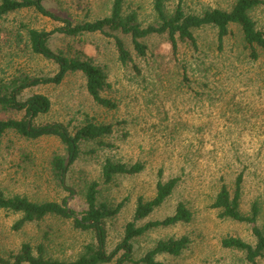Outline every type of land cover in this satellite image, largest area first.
<instances>
[{
  "label": "rangeland",
  "instance_id": "rangeland-1",
  "mask_svg": "<svg viewBox=\"0 0 264 264\" xmlns=\"http://www.w3.org/2000/svg\"><path fill=\"white\" fill-rule=\"evenodd\" d=\"M126 13L137 12L143 25L155 22L152 0H124ZM114 0H44L45 7L64 21L74 25L110 16ZM177 0H170L172 11ZM190 10L227 8L216 0H194ZM264 28V10L253 13ZM64 23L44 17L34 9H26L4 17L0 31V82L28 75L35 78L53 77L58 66L32 52L27 30L50 32ZM224 53L216 49V30L205 28L196 32L201 51L205 54L208 72L200 77L189 73V84L183 83V73L172 58L166 36L144 39L149 48L147 58L138 57L132 38L121 32L119 37L132 54L133 63L123 65L114 37L100 33L72 38L56 34L49 47L75 57L83 52L102 67L110 87L103 93L118 104L115 111L98 106L87 91V81L81 73L68 75L60 85H39L23 91L20 101L34 95H44L51 101L49 113L32 121L35 127L61 124L70 132L87 119L114 127L112 136L99 142L82 143L81 157L70 167L63 182L56 178L52 161L66 157V146L56 136L28 139L8 131L0 142V190L6 197L20 196L33 203L57 202L79 218L88 211L86 193L93 182L100 183L98 202L121 211L105 220L107 249L112 252L124 238L128 223L133 221L138 200L155 197L158 170H164V181L180 177L181 181L167 201L148 218L150 222L172 216L184 202L192 212L189 223L168 228H155L133 241L134 260L140 261L159 241L188 238L190 244L178 256L160 254V264H249L241 251L226 249L222 241L236 237L254 244L252 227L221 218L220 210L211 208L225 183L233 193L236 179L243 172L241 210L249 214L259 202L261 214L258 226L264 231V55L256 63L243 53L241 31L232 28ZM234 45L237 46L232 50ZM193 57L189 48L180 45L178 59ZM205 75V76H204ZM197 78V80H196ZM26 113L4 110L0 120H25ZM110 159L133 165L146 164L145 170L134 176L118 175L104 184L102 167ZM21 213L0 209V248L8 256L29 244L34 254L44 247L46 258L75 261L87 245L94 244L92 230L74 227L72 219L47 216L17 228ZM264 264V256L257 260ZM110 264H115L112 262ZM129 264H140L138 262ZM143 264V263H141Z\"/></svg>",
  "mask_w": 264,
  "mask_h": 264
},
{
  "label": "trees",
  "instance_id": "trees-1",
  "mask_svg": "<svg viewBox=\"0 0 264 264\" xmlns=\"http://www.w3.org/2000/svg\"><path fill=\"white\" fill-rule=\"evenodd\" d=\"M226 4L227 8H203L200 12L190 10V4L194 0H177L175 8L170 11V0H152V12L155 22L143 25L139 21L138 13H126L124 0H114L111 14L102 19L92 22H84L74 25L64 21L50 12L44 5V0H0V31L4 17L26 9H34L44 17L56 22H63L64 26L53 31L45 32L35 29L27 30L28 44L32 52L47 60L53 61L58 66V71L53 77L35 78L28 75L12 77L9 82H0V107L4 110H15L26 113L25 120H0V142L2 137L13 131L28 138L38 139L43 136H56L66 146L67 156H56L52 161L53 171L57 179L63 182L70 167L81 157V144L88 142H99L101 147H108L103 143L104 139L114 133V127L110 124L100 123L95 119H87L86 122L77 127L74 132L61 124H52L35 127L32 121L40 115L51 110V101L44 95H34L25 101L19 100V95L32 87L39 85H60L68 75L81 73L87 81V91L94 102L109 111H115L118 104L103 96L110 87L108 76L104 69L97 65L94 60L83 52H77L75 57L67 56L62 52H55L49 47L50 39L56 34L67 35L77 38L85 34L100 33L105 36L114 37L119 60L123 65L133 63L134 59L126 48L122 39L112 34L121 32L132 38L134 49L140 58L149 55L148 46L142 42L151 36H166L172 51V58L176 66L183 73V83L189 84V73L193 77H200L208 72L205 63V54L201 51L196 32L205 28L216 30V49L219 54L226 49V40L232 35V28L237 26L241 31V42L243 53L250 62L260 61L264 55V28L260 27L253 13L264 10V0H216ZM185 45L193 54L192 58L186 60L178 59L180 45ZM234 48L232 54H234ZM205 76V75H204ZM197 80V78H196ZM146 168L144 162L133 165L122 162H114L107 159L102 167V179L104 184H110L118 175L134 176L142 173ZM244 174L240 173L236 179L235 190L232 193L225 183H222L211 208L220 210L221 218L229 219L252 227L255 243L250 244L236 237H228L222 241L226 249L241 251L249 264H258L257 260L264 256V231L258 226L261 207L259 202L251 206L249 214L241 210L242 184ZM181 181L180 177L164 181V170L157 173V184L155 197L150 201L140 198L137 203L133 221L128 223L125 229L123 241L112 251L107 249V233L105 220L115 217L122 209L123 204L115 209L106 203L98 202L100 183L93 182L89 185L86 193L88 211L81 218L66 207V202L33 203L26 198L15 196L6 197L0 190V209L21 213L22 220L17 228L35 221H42L47 216H57L72 219L74 227L78 230H92L95 236L94 244L87 245L84 253L75 261H61L46 258L43 246L38 248V255L34 254L33 247L29 244L22 246L16 254L6 256L0 248V264H160L156 256L170 254L178 256L190 244L186 237L181 239H169L159 241L157 246L140 261L134 260L133 241L146 232L155 228L173 227L180 223H189L192 220V212L187 204H178L175 213L161 221L150 222L140 227L138 223L148 218L157 208H160L174 193Z\"/></svg>",
  "mask_w": 264,
  "mask_h": 264
}]
</instances>
